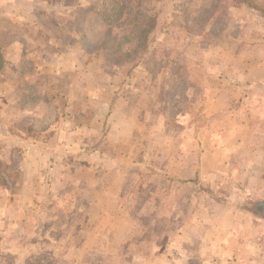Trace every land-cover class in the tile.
<instances>
[{
  "label": "crops",
  "instance_id": "1",
  "mask_svg": "<svg viewBox=\"0 0 264 264\" xmlns=\"http://www.w3.org/2000/svg\"><path fill=\"white\" fill-rule=\"evenodd\" d=\"M100 1L0 0V201L21 202L20 190L32 191L35 180L22 182V171L33 176L51 170L49 164L41 167L37 155H50L51 164L57 155L76 159L82 170L94 172L92 182L77 183L87 209L105 198L134 203L137 193L144 194L141 213L150 209L154 217L191 221L192 259L199 264H264V218L247 207L238 214L222 205L214 189L227 181L204 175L264 169V0L145 3L144 13L156 14L149 45L137 62L124 66L104 61L100 50H88V34L75 23V13L94 2L103 11ZM74 49L78 53L70 61ZM172 125L179 132L170 134ZM54 135L55 148H49L46 141ZM172 135L180 141L176 157L158 166L155 162L165 158L157 137ZM191 138L192 147L186 146ZM149 142L157 145L155 151ZM191 152L192 165L184 160ZM185 170L192 173L182 178ZM144 174L150 179H141ZM41 178L37 184L47 186ZM166 183L192 189V195L175 201L187 205L186 211L175 214L174 207L169 216L166 204L159 205ZM258 200L264 198L247 203ZM123 205L118 206L122 216ZM106 214L100 205L98 214L84 217ZM209 223L212 237H207ZM249 228L250 240L242 236ZM102 232L93 230L96 237Z\"/></svg>",
  "mask_w": 264,
  "mask_h": 264
},
{
  "label": "rangeland",
  "instance_id": "2",
  "mask_svg": "<svg viewBox=\"0 0 264 264\" xmlns=\"http://www.w3.org/2000/svg\"><path fill=\"white\" fill-rule=\"evenodd\" d=\"M23 9L22 5L21 10L24 12ZM190 31L192 32V26ZM184 44L189 45V52L192 55L190 41L184 42ZM77 53L78 50L74 49L69 54L70 61ZM70 61L62 64L65 67L69 66ZM154 124V119H150L147 126L151 128ZM167 128H169L170 134L179 132L176 126L172 125ZM150 134L153 133L150 132ZM157 138L158 142H160L158 144L164 152L165 160L159 159L155 163L161 166L162 162L164 164L169 163L171 156L176 157L174 151L180 141L174 136L170 137L171 139H165L164 136H158ZM152 139V137L148 138L150 141ZM164 139L166 144L162 145L161 142ZM46 142L52 144L49 148H55L56 135L49 137ZM149 143L150 150L155 151L157 145ZM189 143H191L190 146L192 147V138L184 141L186 146ZM49 156L48 154L37 155L41 167L44 168L49 164L51 170H45V172L42 170L40 175L35 174L33 176L29 171H22V182L24 180L31 182L35 180V183L31 192H28L25 188L20 190L21 202H14L13 200L0 201V211H4V216L0 217V264H35V262L43 261L45 257L54 258L57 264H83L81 262L82 259L85 260V264H191L196 261L192 259V223L189 226L191 222L189 219L182 217L178 219L176 215L165 218L154 217L156 212L150 209L141 213L139 209L141 200L145 198V195L140 193L136 194L134 203L128 199L123 205L109 202L105 198L104 203L90 206L87 209L86 204L81 201L84 192L77 183L86 180L92 182L94 180V172L82 170L78 165L80 161L75 158V160H67L58 155L55 158L51 156L53 159V164H51L52 161H47L48 158L51 160ZM10 158H12V155H10ZM87 158L90 157L86 156ZM90 159L94 160L92 157ZM153 159L154 157L152 161ZM95 160L98 162V159ZM184 160L192 165L194 160L192 159V152L191 154H186ZM260 160L262 161V157L258 161ZM30 164L31 162L29 165L28 163L22 165L25 168V165L30 166ZM66 165L68 170L64 168ZM177 173L178 171H171L172 175H177ZM191 173L185 170L180 174L183 176L182 178H187ZM204 175L221 182L222 180L227 181L226 186L221 185L214 189L215 195L220 197V201L223 202L222 205L229 206L228 208L237 211L238 214L246 209L245 204L247 202L264 198V169L261 171L240 172L213 170L205 171ZM40 177L44 178L43 182L46 181L48 183L47 186H39L37 184ZM140 178L150 179L146 174ZM168 179L171 180L166 178L165 181H168ZM229 180L231 181L230 183H228ZM149 189L147 188V190ZM189 189L188 186H184L182 183H166L163 187H160L159 205L161 206L162 202L166 204L164 211L167 215L172 216L174 214V207H178L175 214L187 210V205L179 206V204H175V201H178L177 196L192 195V189L191 192ZM89 194L93 196L92 188L88 190V196ZM146 197L148 198V196ZM160 198H163L161 202ZM227 201L231 205L227 204ZM215 202L217 201H214V206H216ZM100 205H103L106 211L108 210L109 215L106 214L105 218L95 217L87 219L84 217V214H98ZM119 205H123L120 209L124 211L123 216L118 211ZM155 206L156 204L153 205V208ZM220 208L215 207L214 209L221 211L225 207ZM38 210L41 212H38ZM45 210H50L51 215L56 214L59 210L66 213L76 211L79 216L74 219L72 227L65 235H61L60 231H54L51 224L47 225V229L43 232L33 231L31 233L27 231L30 224L45 221V219H42V217L46 216ZM159 213L162 214V211H159ZM140 214H144V216H140ZM112 215L115 217L112 218ZM22 220L30 221L25 230L20 228ZM236 221L244 226L242 219L239 218ZM208 225L209 227L206 230L207 237H212L210 233L211 225L210 223ZM94 228H100L106 233L102 232L101 236L96 237L93 233ZM108 229L113 230L111 231L112 233H109ZM250 230L251 228L246 234L242 235L248 236L249 240L252 237ZM20 236L22 241L19 240ZM216 237L218 236H213V238ZM18 242L21 243L18 244ZM254 244H256L255 241ZM156 246H164V250L162 252L154 251Z\"/></svg>",
  "mask_w": 264,
  "mask_h": 264
},
{
  "label": "trees",
  "instance_id": "3",
  "mask_svg": "<svg viewBox=\"0 0 264 264\" xmlns=\"http://www.w3.org/2000/svg\"><path fill=\"white\" fill-rule=\"evenodd\" d=\"M158 1L101 0V9H103L101 12L95 7L97 4L95 2H92L94 6L78 10L75 13V23H78L77 28L81 29V32L88 34L89 41L85 44L86 48L91 51H102L104 61L113 66H124L137 62L140 54L149 45L150 31L154 27L156 18L155 13H144L143 5L148 2L150 6ZM154 8L155 5L151 7L152 10ZM75 23H73L74 27H76ZM127 27H129L128 31ZM130 43L133 47H128ZM2 63L3 59L0 57V67ZM38 212L41 211L38 210ZM45 214L46 216L42 217L45 221L30 224L29 220H22L20 228L25 230L30 224L27 231L43 232L47 229V225L51 224L54 231H60L61 235H65L72 227L74 219L79 216L76 211L66 213L61 210L52 215L50 210H45ZM19 240L22 241L21 236ZM35 264H57V262L52 257H45L43 261L35 262Z\"/></svg>",
  "mask_w": 264,
  "mask_h": 264
},
{
  "label": "water",
  "instance_id": "4",
  "mask_svg": "<svg viewBox=\"0 0 264 264\" xmlns=\"http://www.w3.org/2000/svg\"><path fill=\"white\" fill-rule=\"evenodd\" d=\"M245 206L248 209L258 213L261 217L264 218V200H258L254 203H249V204L247 203V204H245ZM191 264H199V263L197 261H195Z\"/></svg>",
  "mask_w": 264,
  "mask_h": 264
}]
</instances>
